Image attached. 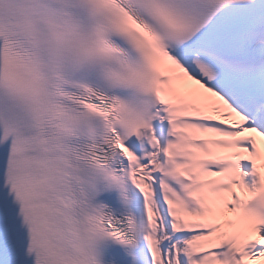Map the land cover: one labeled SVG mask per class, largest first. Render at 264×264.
Masks as SVG:
<instances>
[{
	"label": "snow or ice",
	"instance_id": "obj_1",
	"mask_svg": "<svg viewBox=\"0 0 264 264\" xmlns=\"http://www.w3.org/2000/svg\"><path fill=\"white\" fill-rule=\"evenodd\" d=\"M0 264H264V0H0Z\"/></svg>",
	"mask_w": 264,
	"mask_h": 264
}]
</instances>
